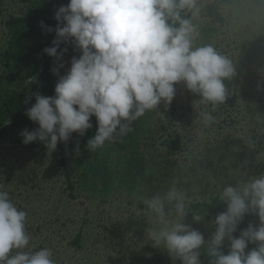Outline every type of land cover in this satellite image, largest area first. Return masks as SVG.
I'll return each mask as SVG.
<instances>
[{
	"label": "rangeland",
	"instance_id": "obj_1",
	"mask_svg": "<svg viewBox=\"0 0 264 264\" xmlns=\"http://www.w3.org/2000/svg\"><path fill=\"white\" fill-rule=\"evenodd\" d=\"M214 1L197 0V6L201 10ZM219 9L223 23L200 12L193 19L199 32L194 47L212 45L232 60L237 72L225 82L229 97L212 112L216 120L209 126L199 117L205 109L198 103L200 97L184 82L175 84L170 105L161 102L156 110L132 122L142 125L144 134L131 140L127 152L114 150V141L89 152L85 145L97 127L92 117L93 127L80 136L70 157L69 166L76 172L75 197L66 183L59 147L48 154L39 141L22 143L20 133L35 130L36 123L30 120L0 139V183L5 184L13 203L27 213L32 250L51 249L55 264H173L167 251L154 247L147 237V228L155 225L143 214V198L175 184L187 191L191 201L204 200L220 194L227 185L264 174V68L243 65L241 52L243 41L264 31V7L251 0H220ZM28 10L19 0H0V53L6 46L5 21L11 15H26ZM62 47L68 49L63 58L68 71L71 58L80 52L70 42ZM27 83L16 80L10 89L23 90ZM207 110L211 111L210 105ZM171 134L182 138L184 149L164 155L161 143ZM137 164L155 172L156 179L145 182L140 170L131 173L130 167ZM99 167L100 173L107 172L105 182L96 174ZM194 214L188 212L184 223L207 240L215 231L211 221L217 214H205L200 223L193 222Z\"/></svg>",
	"mask_w": 264,
	"mask_h": 264
},
{
	"label": "clouds",
	"instance_id": "obj_2",
	"mask_svg": "<svg viewBox=\"0 0 264 264\" xmlns=\"http://www.w3.org/2000/svg\"><path fill=\"white\" fill-rule=\"evenodd\" d=\"M185 12L190 15H182ZM199 12L197 0H69L60 6L55 29L47 27L55 39L43 51L62 61L68 49L60 45L70 42L80 55L73 56L67 73L59 76L54 96L35 94L25 115L38 128L23 130L22 143L39 141L51 154L73 133L84 136L94 116L96 132L85 147L95 152L126 136L132 122L161 102L170 105L179 82L200 97L203 125L214 123L212 112L229 97L225 82L237 72L232 60L212 45L194 47L199 32L193 19ZM59 68L51 71L58 74ZM219 201L226 210L211 221L215 231L206 240L184 223L191 203L186 190L173 184L143 198V214L155 225L147 228L148 239L166 250L173 264H203L202 255L208 264H264V174L225 186ZM206 211H194L193 222H203ZM247 215L259 223L249 222L235 235ZM26 223V211L0 183V264H55L51 249L32 250Z\"/></svg>",
	"mask_w": 264,
	"mask_h": 264
},
{
	"label": "trees",
	"instance_id": "obj_3",
	"mask_svg": "<svg viewBox=\"0 0 264 264\" xmlns=\"http://www.w3.org/2000/svg\"><path fill=\"white\" fill-rule=\"evenodd\" d=\"M28 5L29 10L26 15H11L5 21L7 28L6 46L0 53V64L3 69L0 71V139L7 137L8 134H14L21 125L30 121L25 115L27 108L35 103V94L39 93L46 97L53 96L55 85L60 75L67 73L65 65L59 68L64 60L57 61L55 58L48 56L43 50L52 46L55 39V32L48 33L47 27L55 29L57 21L54 19L55 12L62 5H67L69 0H19ZM256 5L264 7V0H251ZM220 0L205 3L200 13L203 17H209L215 22L223 23L224 19L220 13ZM185 15V13H182ZM185 15V16H189ZM42 23L46 27H42ZM60 48L63 49L62 44ZM59 51V49H58ZM241 52L243 65L255 68H264V31L260 32L252 39L243 41L241 44ZM64 58V56H63ZM59 68L58 74H53L51 69ZM16 80L28 81L23 90L10 89V86ZM95 119V117L93 116ZM140 120V119H139ZM132 123L130 127L133 131L120 139L115 140L117 145L114 150L126 151L131 150L133 141L137 140L139 134H144L142 125ZM136 131V133H134ZM134 137V138H132ZM80 139V135L73 133L68 142H58L59 159L63 167L67 186L70 195L75 197V182L73 176L76 175L75 170L69 166L72 152L75 151V144ZM130 139V140H129ZM120 142V143H119ZM162 154L173 155L179 154L184 149V143L180 136L169 135L167 139L162 141ZM114 146V145H112ZM158 152V149H155ZM154 153V152H153ZM152 153V154H153ZM163 155V156H164ZM122 156V155H121ZM162 156V155H160ZM134 158V156H133ZM155 161V160H154ZM103 165H100V167ZM139 164L130 167L131 173L134 170H140V175L145 182L154 181L157 177L155 172H151L147 166ZM97 171L101 180L105 182V174L102 169ZM118 168V167H117ZM113 171V169H112ZM112 175L114 173L111 172ZM163 177V175H162ZM160 180V178L158 179ZM157 180V181H158ZM189 212L206 211V215L218 214L226 210V205L220 203L219 194L211 195L209 199L192 200L189 204ZM258 224V218L253 215L245 216L243 222L238 226L235 235H239L240 229L246 228L248 223ZM80 235L75 239L79 243ZM255 245H249V249ZM225 252L227 247H225ZM203 264H208V257L202 255Z\"/></svg>",
	"mask_w": 264,
	"mask_h": 264
}]
</instances>
